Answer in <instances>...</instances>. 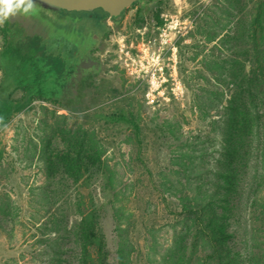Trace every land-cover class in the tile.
<instances>
[{"label": "rangeland", "instance_id": "rangeland-1", "mask_svg": "<svg viewBox=\"0 0 264 264\" xmlns=\"http://www.w3.org/2000/svg\"><path fill=\"white\" fill-rule=\"evenodd\" d=\"M145 2L105 19L59 97L29 91L61 70L45 21L0 26V264H79L88 214L93 264H264V0ZM231 100L262 116L235 155ZM67 131L103 147L78 182Z\"/></svg>", "mask_w": 264, "mask_h": 264}, {"label": "trees", "instance_id": "trees-1", "mask_svg": "<svg viewBox=\"0 0 264 264\" xmlns=\"http://www.w3.org/2000/svg\"><path fill=\"white\" fill-rule=\"evenodd\" d=\"M19 23L23 24L21 20H19ZM7 25H10L8 21H7ZM257 27L260 28V26H257ZM259 34H261V30L258 31V33H257V30H254L252 34L249 36L251 40L255 42L257 37H259ZM262 40L263 38L261 37V44H262ZM261 44L259 48L256 49V53L259 55L264 52V49L262 48L263 44L262 45ZM58 63L60 64V67H61L60 71L58 69V66L55 67L53 65H50L49 67L46 68L45 74L47 75L49 80H42L39 82L37 81V82L30 83L29 91L35 92V93H32L33 95L38 94L40 95V97L43 98L45 89L48 90L46 92L48 93L49 97L51 96L59 97L60 94L62 95L65 93V88L68 85L69 77L63 71L62 63L60 61ZM260 71H264V69ZM244 79H246L247 82H253V81L255 82L256 79H259V78L257 76L256 71L250 70L249 74H246ZM44 84H46V86ZM261 84L263 85L262 81L260 80V82H258V87ZM38 86H40L41 88H39ZM247 93H251V91L248 89ZM0 99L1 101H3L2 97H0ZM229 109L231 110V114L229 116V123H228L229 127H228V133H227V136H228L227 142L229 144L228 149H227V155H231L232 150L234 151L233 154L235 155V153H237L238 151V146L240 145L242 141L241 139L256 124V122L261 119L262 116H259V114H253V112L249 111V107L243 106V109H242L240 106L235 105L234 100L230 101ZM66 133H67L66 138H67L68 143L73 142L71 144L72 147L69 149V152L58 155V158L65 172L68 175H70L76 182H78L82 178L83 170L86 171L88 170L89 167H100V168L103 167V161H102V156L104 154L103 147L99 145L97 142H95L94 139L91 140L90 138H94V137L93 135L92 137L87 136L89 135L87 131L83 132L84 135L81 138H78V135L76 137L70 136V133L68 131ZM263 141H264V138H263ZM227 175L228 177L226 179L231 180L230 182H228L230 184L229 185L230 188L228 187V185H226V186H222V189H227V192H229L234 186V182H233L234 177L231 174H227ZM210 206L211 204L207 205L205 207L206 210L211 209ZM89 217H90L89 214L85 215L82 218V222H81L82 223L81 233H82V239H83V243H82L83 249H82L81 259H80L79 264H93L91 262L92 259L88 257L89 255L87 254V251H88L87 248L90 245H92L91 243L95 242L96 236L93 234L94 228L92 227V225H89L88 223ZM225 232L226 231L224 229V226H220L219 228V234L221 235L220 238H228ZM213 237L214 236L211 235V238ZM122 251H121V254H122ZM94 264H97V263H94ZM102 264H107V263H102Z\"/></svg>", "mask_w": 264, "mask_h": 264}, {"label": "flooded vegetation", "instance_id": "flooded-vegetation-1", "mask_svg": "<svg viewBox=\"0 0 264 264\" xmlns=\"http://www.w3.org/2000/svg\"><path fill=\"white\" fill-rule=\"evenodd\" d=\"M145 1L146 0H138L133 6L135 7L138 4H142V6L145 7L147 5V2ZM75 14L77 13H70L66 11L60 14L45 13V15L42 16L46 23L44 28L34 31V28L30 27V30H32V32L34 31L33 38L44 42L40 43L41 45L46 44L47 41H49L48 43H53V40L55 41L52 48L49 45L47 46L49 47L47 52L51 50V53L47 54L55 57L58 55L59 61L63 66L62 69L68 77L72 76L76 69L81 70V65H85L88 52L94 47L96 43V40H94L95 36H100L103 30L106 29L104 22L105 19H117L111 18L108 14L101 10H96L92 13H80L78 20H83L82 23H80L84 28V30H82L79 26L78 28H75L73 26L74 23L72 25H68V20H71V18L78 22L76 18L77 15ZM14 21L19 23L18 19ZM93 22L95 23L96 27L93 28L91 32L88 29V26ZM38 23L41 22L38 21ZM19 25V29L22 27L24 32H27V28L24 24V26H22L21 23H19Z\"/></svg>", "mask_w": 264, "mask_h": 264}, {"label": "water", "instance_id": "water-1", "mask_svg": "<svg viewBox=\"0 0 264 264\" xmlns=\"http://www.w3.org/2000/svg\"><path fill=\"white\" fill-rule=\"evenodd\" d=\"M138 0H35L36 10L38 13L60 14L66 12H87L92 13L96 10H101L108 14L111 18H119L122 14L131 8ZM32 13L28 15H19L16 18L25 24L26 28L32 27L34 24L30 18L43 20L40 15L33 16ZM26 17V18H25ZM34 21V20H32Z\"/></svg>", "mask_w": 264, "mask_h": 264}, {"label": "clouds", "instance_id": "clouds-1", "mask_svg": "<svg viewBox=\"0 0 264 264\" xmlns=\"http://www.w3.org/2000/svg\"><path fill=\"white\" fill-rule=\"evenodd\" d=\"M35 10V0H0V26L10 18L28 15Z\"/></svg>", "mask_w": 264, "mask_h": 264}]
</instances>
